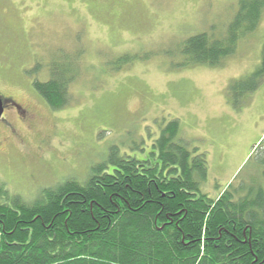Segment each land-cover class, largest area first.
Returning a JSON list of instances; mask_svg holds the SVG:
<instances>
[{
    "label": "rangeland",
    "instance_id": "1",
    "mask_svg": "<svg viewBox=\"0 0 264 264\" xmlns=\"http://www.w3.org/2000/svg\"><path fill=\"white\" fill-rule=\"evenodd\" d=\"M239 1L0 0V93L29 112L8 109L0 121V185L32 201L67 179L85 181L112 148L154 162L161 128L178 120L179 138L206 156L203 193L264 188V13L218 66L181 53L196 34L226 37ZM62 52L81 54L79 72L70 104L53 111L33 84ZM126 55L135 59L120 66ZM240 80L262 83L237 97L230 86Z\"/></svg>",
    "mask_w": 264,
    "mask_h": 264
},
{
    "label": "trees",
    "instance_id": "2",
    "mask_svg": "<svg viewBox=\"0 0 264 264\" xmlns=\"http://www.w3.org/2000/svg\"><path fill=\"white\" fill-rule=\"evenodd\" d=\"M263 13L264 0H240L226 37L196 34L181 53L192 65L218 66ZM80 55L62 52L49 62V78L33 84L53 111L71 102ZM134 57L117 63L128 66ZM260 82L235 81L230 91L243 97ZM179 137L172 120L154 141V162L116 157L112 148L85 181L67 179L32 201L0 185V264H264V188L253 183L209 197L201 190L206 156H193Z\"/></svg>",
    "mask_w": 264,
    "mask_h": 264
},
{
    "label": "flooded vegetation",
    "instance_id": "3",
    "mask_svg": "<svg viewBox=\"0 0 264 264\" xmlns=\"http://www.w3.org/2000/svg\"><path fill=\"white\" fill-rule=\"evenodd\" d=\"M2 100L4 102V114H3V117L0 121L6 120L5 115L8 111V109L16 110L17 112L23 114L24 116L29 113L28 110L25 109L23 107V105L19 101H17V99H15L14 97H4L2 95Z\"/></svg>",
    "mask_w": 264,
    "mask_h": 264
},
{
    "label": "water",
    "instance_id": "4",
    "mask_svg": "<svg viewBox=\"0 0 264 264\" xmlns=\"http://www.w3.org/2000/svg\"><path fill=\"white\" fill-rule=\"evenodd\" d=\"M4 114V102L2 100V95L0 93V120L2 119Z\"/></svg>",
    "mask_w": 264,
    "mask_h": 264
}]
</instances>
